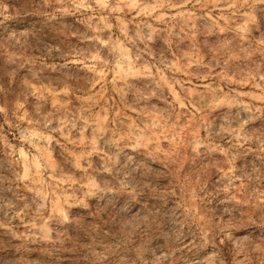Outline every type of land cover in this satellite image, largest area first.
I'll return each mask as SVG.
<instances>
[{"label": "clouds", "instance_id": "9594fccd", "mask_svg": "<svg viewBox=\"0 0 264 264\" xmlns=\"http://www.w3.org/2000/svg\"><path fill=\"white\" fill-rule=\"evenodd\" d=\"M0 264H264V0H0Z\"/></svg>", "mask_w": 264, "mask_h": 264}]
</instances>
